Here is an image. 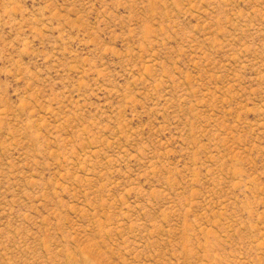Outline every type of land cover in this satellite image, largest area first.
Returning <instances> with one entry per match:
<instances>
[{
  "label": "rangeland",
  "instance_id": "374dc122",
  "mask_svg": "<svg viewBox=\"0 0 264 264\" xmlns=\"http://www.w3.org/2000/svg\"><path fill=\"white\" fill-rule=\"evenodd\" d=\"M0 264H264V0H0Z\"/></svg>",
  "mask_w": 264,
  "mask_h": 264
}]
</instances>
